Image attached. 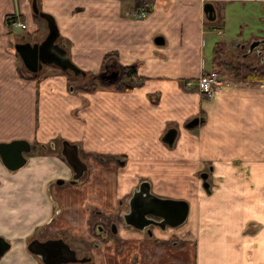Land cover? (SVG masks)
I'll list each match as a JSON object with an SVG mask.
<instances>
[{
  "label": "crops",
  "instance_id": "1",
  "mask_svg": "<svg viewBox=\"0 0 264 264\" xmlns=\"http://www.w3.org/2000/svg\"><path fill=\"white\" fill-rule=\"evenodd\" d=\"M36 1L41 11L54 17L59 41L71 43L69 55L77 66L95 75L113 70L120 76L118 81L122 79L120 83L124 81L131 87L98 91L91 95L90 105L81 106L80 100L68 92L63 76L53 75L39 82L21 79L13 43L21 35L37 30L43 22L34 20L32 0H0V142L50 141L43 125L37 129L27 120H33L37 111L40 124L44 122L49 110L47 94H52L47 87L50 78H54L53 86L62 89L58 95L62 101L89 116L85 136L83 119L72 118L67 110L64 117L76 127V134L64 139L81 144V150L85 149L84 143H90L88 151L104 156L125 154L126 161L116 159L119 166L126 165L120 181L123 192H131L141 182L136 179L133 166L143 169L138 175L154 172L166 176L168 172L170 179L175 180L170 183L172 186L177 185L175 177L180 175L198 172L199 176L205 170L209 173V193L203 189L202 180L198 186L190 176L192 195L171 197L189 203L186 221L174 232L157 230L143 244H130L129 240L113 262L110 249L96 248L94 264H264V83L222 85L219 80L210 95L183 87L185 81L215 69L211 53L220 41H229L240 52L229 50L222 61L236 64L235 58H248L257 61L253 66H264V59L255 50L248 52L252 40L264 38V0ZM206 2L214 7V20H208L204 13ZM144 3L149 5L147 15L134 18L132 12ZM16 15L25 22L26 29L10 27L7 19ZM17 28L21 30L19 34L14 32ZM216 35L223 36V40H216ZM106 54L111 56L104 61ZM126 66H136L138 79H123L121 72ZM109 84L116 86L112 81ZM193 118L202 121L187 128ZM171 128L177 132L170 146L162 138ZM32 155L33 151L25 165L14 171L0 161V208L9 198L17 201L15 211L0 216L5 226L0 235L11 242L0 264H42L26 248L35 228L50 221L56 230H64V222L67 226L81 224L82 195L78 199L72 196L73 200L70 196L82 192L87 180L79 185L60 186L65 196L54 189L66 204L62 211L71 219L67 220L61 213L56 214L45 187L52 178H70V166L61 158L50 161L37 156L36 161ZM98 160L105 161L103 156H98ZM114 169L110 163L99 172L108 176ZM91 176L98 181L95 189L99 194L114 197L105 189L107 180L104 182L97 174ZM35 185L41 192L37 194L38 207L33 201ZM150 186L153 194L168 196L155 181ZM104 201H99V205L104 206ZM69 207L79 216L67 213ZM6 227L18 232L9 233Z\"/></svg>",
  "mask_w": 264,
  "mask_h": 264
},
{
  "label": "rangeland",
  "instance_id": "2",
  "mask_svg": "<svg viewBox=\"0 0 264 264\" xmlns=\"http://www.w3.org/2000/svg\"><path fill=\"white\" fill-rule=\"evenodd\" d=\"M134 18H135V16H134ZM41 21L43 22V20H41ZM43 24H44V22H43ZM43 24L38 25V32L36 34L34 32L31 33V35L29 37H27L26 40H29V41L41 40L47 32L46 26H45V24L44 25ZM20 31L21 30L18 28L14 30V32H16L18 34L20 33ZM215 39L216 40H220V39L223 40V36L216 35ZM16 41H18V39ZM63 42L66 45V47L68 48V49L66 48V50L68 51V55H69V49H72L71 43H70V45H69V43L67 45L65 40H63ZM228 42L225 40L220 41L219 43H217L214 46L213 51L211 53V60H212L211 62H212V65L216 69V70L214 69V71H216L218 74V80H220V81L222 80V85L223 84L227 85L228 83H238V84L243 83V82L251 83L252 81H244V80H241L239 77L235 76V71L232 68V63H226L224 61H221L222 64L220 63V65H217L213 62V56H214L215 49H217L219 47H221L220 51H222L221 52V58L224 57L225 53L228 52L229 50H233L234 52H236L238 54L240 53L239 50H237L236 48H233L230 45V43H228ZM238 57H240V56H238ZM235 59H236V61H238V63L245 62V63L251 64V65L255 64L257 62L255 59H253V61H252L251 59H248V58H244L243 60H240V61L238 60V58H235ZM17 60H18V71H19V73H21L20 77L23 80L36 82L37 79L40 80L41 78H47L49 76L53 77V75L58 76V77L63 76L67 82L68 92L70 94L73 93L72 94L73 96H75V95L80 96L81 95V98H82V100H80L81 106L90 105L89 103L92 102L91 101V99H92L91 95H93V93L95 94L98 91L116 90L114 88L102 87L97 82V79L95 78V74H93V72H91V71H87V77H84V78H81L80 76L71 75L70 73H68L69 77L67 78V74L63 73L60 68L55 67V66H51V65H44L41 70H39L38 72L35 73L36 75H33L34 73L30 72L24 66L21 59L18 57V55H17ZM54 80H55L54 78L53 79L50 78V81H49L50 85L47 87L49 89V91L52 92V94H47V104L49 106V110L45 114L46 117L44 118V122L42 124H40V118L38 119V117H37V111L34 112L35 118L33 117V120H31V118L29 119V117H28V120L26 119L28 125H30V123L32 122L33 127H36L37 129H39V127H40L39 125H43L45 131L49 133V138H50L49 140H53L58 144V147L55 149H53V148L52 149H50V148H47V149L38 148L36 151H34L35 155H32V156L34 157L33 159H35L36 161L38 160L35 158L37 156H43V158H47L50 161L56 160L57 159L56 155L60 153L59 152L60 151L59 141L61 139L66 138V136H68V135L70 137L71 135L76 134V127L71 126L66 121L67 118L64 117V114H66L68 112L67 110H69V115L72 118L75 117V118H82L83 119L82 122H83V130H84L83 133L84 134H85V128H87V126L89 124L88 123V120H89L88 115H86L84 112H81V114H80V111H76V108L73 104L65 103L64 101H62L61 97L58 96L59 91L61 92L62 89L61 88H55L53 86L52 83ZM252 83L261 84V83H264V81L252 82ZM71 85L74 86V89L72 91H70ZM93 85H95L94 86L95 89L92 92L91 91L90 92L85 91L87 86L92 87ZM183 87L185 88L184 84H183ZM37 88H38V86H37ZM193 89L195 90V88H193ZM199 94L207 95V94H203V93H199ZM36 98H38V93H36ZM3 99H5V98H3ZM5 102L8 103V99ZM36 103H37V101H36ZM54 106H57L56 110H53ZM52 114H54V115H52ZM11 115H12L11 117H14V113H12ZM85 136H86V134H85ZM85 139H86V137L83 138L82 142ZM44 143H46V142H44ZM84 145H85V149L84 148L82 150L80 149L79 154L82 157V159H84L87 162L89 167H88V170L86 171L85 175L82 177V181H81V183H82L83 181L85 182L87 180L86 181L87 184L85 185L86 188L84 187L85 189L82 192H80V194L82 195V198H83V202L81 203V205H82L81 206L82 212H81V218H80L81 224H80V226H75L73 223L68 224V225H74L75 226L74 227V226H67V224L64 222L63 225H66L65 229H64L65 232H63L62 229L56 230L57 229L56 227L55 228L50 227L48 229L51 230L54 234L56 233V235H54V236H57L58 234L61 233L62 235L67 237L68 241L72 244V247L74 249L78 250L79 256L91 255L94 258L95 257V250H94L95 246L99 247V246H101L102 243H105L104 237H97V235L95 237V234H96V233H94V232H96L95 231V225L102 223L103 221H106V220L109 221L112 218L115 219L118 216L120 217L121 213L125 212L126 210H125L124 206L121 207L117 204V200L123 199L125 201V198H129V195L131 192H126V191L123 192V182H121V184H120V181L122 180L121 176L124 174V172H126V170H123L122 168H124V166H126V165L121 167L116 162L117 158L118 159H126V155H121V154L109 155V154H106L104 156V155H100V154H97V153L92 152V151H88L87 146L90 147V143H84ZM98 156H101V157L103 156L105 161L104 162L99 161ZM110 163H112L114 165V168L116 169L117 172L114 169V173L112 175L108 174V176H106V174H104L102 172H99V170L101 168L108 167ZM134 167L136 168L134 170V173L136 174V176H137L136 179H138V181H140L142 179H150L151 181H155V183H157L158 185L160 184L161 186H159V187H161L168 194L167 197H172L175 195L177 197H187L189 195H192L191 190H192L193 183H192V180L188 179V177H190V176H193L197 185L200 186L201 179L198 176V172H196L190 176H188L186 174L180 175L178 177V179H177V177H175L177 180V185L174 184V186H172L170 183H172V181L175 183V180L170 179L168 172H167L166 176L163 175V173H161V174L157 173L156 174L154 172H147L150 174L138 175V171L141 172V170H143V169H140L137 166H133V168ZM130 168H132V167H130ZM92 174L99 175L100 177H102L104 179L103 180L104 182H106V180H107V183H106L107 186L105 185L106 186L105 189L111 191L112 195L114 194L113 198H111V199L108 198L104 192H100L101 194H99L98 189H95V188H98V184H97L98 181L94 180L95 178L93 176H91ZM141 174H142V172H141ZM65 176L66 175L64 174V177ZM53 179L54 178H52L51 180H53ZM65 180H69V179L65 178ZM110 181H111V183H110ZM208 182H209V179H208ZM109 183L111 184V186L108 187ZM126 183L127 182L125 180L124 184L126 185ZM209 184H210V182H209ZM66 185H69V184L65 183V185H63V186H66ZM34 189H36V190H34L35 193H34V198H33L34 200L33 201L35 202L34 205L38 207L39 195H37V194H39L41 192L39 191V186L37 187L35 185ZM42 189H41V191H42ZM45 189H44L46 191L45 194H47L46 197L48 196L47 199L48 198L50 200L53 199L52 203H53V205H55L56 210L61 211L60 216L63 215L67 220H71V219L67 218L68 217L67 214H63L62 209L64 208L63 206H64L65 202L60 197L58 199L56 196L52 197V192H50V190H48L46 187H45ZM78 190L79 189H77V191ZM164 191H162V192H164ZM42 194H41V196L44 200V196ZM80 194L79 193L72 194L70 196L71 200H73L72 196H74V195H75L76 199H78L77 196H80ZM69 195L70 194L68 193L67 196H69ZM87 195L90 196V198ZM98 196L100 198H97ZM91 197H93V198L91 199ZM103 199H105V201H104L105 207L103 205L102 206L99 205V201L103 202ZM7 201L8 202L5 204V206L3 208H0V216L1 215L5 216L6 215V214H4L5 212L15 211L14 210V204L17 201L13 197L11 199L9 198ZM65 206H66V204H65ZM86 207L88 210L85 209ZM71 208L68 210L67 213L70 214L74 211L73 209L71 210ZM104 208H105V210H104ZM96 210H98V211L101 210V212L103 211L104 214L103 215L98 214V213H96ZM23 214L24 213L21 212V215H23ZM53 215H54V213H53ZM73 216H76V217L79 216L77 211H76V213L73 212ZM119 227L121 228L122 226L119 225ZM2 229L3 230L5 229L3 221L0 222V231H2ZM25 229H27V228H25ZM36 230H39V228H37ZM6 231H8L9 233H17L18 232V231L12 232L7 227H6ZM54 231H56V232H54ZM38 233L39 232L37 231L35 233V235H38ZM30 235H29V237H30ZM39 235H41V234L39 233ZM119 238L120 237L115 236L114 238H111V240L116 245H118V243L120 241ZM111 240H109V241H111ZM27 241H28V239H27ZM92 249L94 251H92ZM85 264H94V262L91 261V262L85 263Z\"/></svg>",
  "mask_w": 264,
  "mask_h": 264
},
{
  "label": "water",
  "instance_id": "3",
  "mask_svg": "<svg viewBox=\"0 0 264 264\" xmlns=\"http://www.w3.org/2000/svg\"><path fill=\"white\" fill-rule=\"evenodd\" d=\"M31 10L43 20L47 32L39 41H27L25 36H22L19 41L13 43L14 51L24 66L32 73L38 72L44 65H51L61 70L72 71L75 75H85V71L71 60L65 45L58 41L60 33L54 17L41 11L36 0H32ZM204 13L208 20L215 19L212 3L206 2L204 4ZM254 50L264 59V38L254 39L250 42L248 52ZM111 76L112 82L120 78L117 73H113ZM201 121V118H193L189 120L186 127L193 128ZM176 132L174 128L169 129L164 134L163 141L171 146L174 143ZM63 146L62 152L65 160L74 173L70 183H76L83 172L87 170V167L78 156L76 144L64 140ZM30 149L31 145L25 139L0 142V161L8 170H17L26 162L23 153L29 152ZM199 176L202 180L203 189L209 193V173L204 171ZM63 182L62 179L58 181L59 184ZM188 213L189 203L186 200L157 196L151 192L148 181H141L130 196L129 210L123 217L126 224L138 230H143L149 225L165 229L166 227L176 228L182 225L186 221ZM10 245V242L0 235V259L8 251ZM27 250L39 258L43 264H67L85 261L77 258L75 251L61 239L44 241L33 239L28 243Z\"/></svg>",
  "mask_w": 264,
  "mask_h": 264
},
{
  "label": "flooded vegetation",
  "instance_id": "4",
  "mask_svg": "<svg viewBox=\"0 0 264 264\" xmlns=\"http://www.w3.org/2000/svg\"><path fill=\"white\" fill-rule=\"evenodd\" d=\"M28 41V40H27ZM108 70V69H107ZM63 73H65V74H67V78L69 77V74L68 73H70L71 75H74V76H80L81 78H84V77H87V72L85 71V75H81V74H79V75H75V74H73V72L72 71H69V70H61ZM67 72V73H66ZM113 73H115V71H113V70H108L107 72H105V71H103V72H101V73H97L96 75H95V78L97 79V81H98V83L99 84H103V85H105V86H107L106 88H113V87H115V86H112V84H109V82H111L112 80H113V78H112V76L111 75H113ZM122 75L124 76V74H125V70H124V68L122 69ZM118 74V73H117ZM119 75V74H118ZM118 81V80H117ZM114 82V83H116V85H118L119 83H120V81H122V79L121 80H119L118 82ZM110 86V87H109ZM112 86V87H111ZM74 89V86L73 85H71L70 86V90L72 91ZM84 89V88H83ZM85 91H93V90H91V87H89V86H87L86 87V89H85ZM106 91H110V90H106ZM83 92V91H82ZM73 94V93H72ZM94 94V93H93ZM76 96V95H75ZM79 100H82V98H81V95L80 96H76ZM83 97V96H82ZM81 102V101H80ZM65 139H61L60 141H59V147H60V153L59 154H57L56 155V157L57 158H61V159H63V160H65V157H64V155H63V152H62V150H63V141H64ZM30 145H31V149H30V151L29 152H24L23 153V156L26 158V162H27V160L29 159V155L32 153V151L34 152V151H36L38 148H43V149H47V148H50V149H55V148H57L58 147V144L55 142V141H53V140H50V141H47L46 143H30ZM77 145V148H78V156H79V158L81 159V161H83L84 163H85V165H86V167H87V170H88V164H87V162L84 160V159H82V157L80 156V154H79V152H80V144L78 145V144H76ZM121 155H125V154H121ZM118 159V158H117ZM120 160H125V159H118L117 161L118 162H120ZM66 161V160H65ZM126 161V160H125ZM25 162V163H26ZM25 163H24V165H25ZM67 163V162H66ZM22 167V166H21ZM20 167V168H21ZM19 168V169H20ZM86 170V171H87ZM71 171H72V169H71ZM86 171L85 172H83V175L78 179V181L76 182V183H70V180H73L72 179V177H73V172H72V176L70 177V178H68L69 180H65V179H63V178H54L53 180H49V182L46 184V188L48 189V190H50V192H52V197L54 196H56L57 197V199L59 198V196H57L56 195V193H54V189L56 188V190H57V193H58V195L60 194H63L64 193V191L65 190H60L59 189V187L60 186H63L65 183H68L69 185H74V184H79V183H81V181H82V177L85 175V173H86ZM60 179H62V180H64V182L63 183H61V184H59L58 183V181L60 180ZM150 180V179H149ZM149 180H147V179H142L141 181H148L150 184H151V181H149ZM84 182V181H83ZM140 183V182H139ZM139 185V184H138ZM137 188V187H136ZM135 188V189H136ZM150 189H151V186H150ZM133 191H134V189L131 191V193H130V195H129V198H130V196L132 195V193H133ZM79 194H80V192H78ZM65 194L66 193H64L63 195L65 196ZM129 198H125V201L123 200V199H119V200H117V204L119 205V206H124L125 207V212H122L121 213V216L119 217H116L115 219H110L109 221H103L102 223H99V224H96L95 225V231L96 232H94V233H96L95 234V237H96V235H97V237H104L105 238V243H102L101 244V246H99V247H96L95 246V249L96 248H99V250H106V249H110L111 251H112V253L110 254V256L113 254V257H111V259H112V262H113V260H116V259H119V256H120V253H122L123 252V250H124V247H125V244H127L128 243V241L130 240V244H134V245H137L138 244V242H141V244H143L144 242H145V238H148V236H153V233H155L157 230H161V231H165V232H169V233H172V232H174L175 231V229L177 228H171V227H166L165 229H161V228H159L158 226H154V225H149L148 227H145L143 230H138V229H135V228H133L132 226H130V225H128V224H126L125 223V220H124V214L125 213H127L128 212V210H129ZM169 198H171V197H169ZM85 207V206H84ZM88 207V206H87ZM87 207L85 208V209H87ZM104 207H105V205H104ZM88 210V209H87ZM104 210H105V208H104ZM56 211H58V212H56V214H60V210H56ZM81 211V210H80ZM96 213H98V214H104L103 213V211L101 212V210L100 211H98V210H96ZM79 214H81V212H79ZM111 218V217H110ZM156 220H158V219H156ZM119 225H121L122 227L120 228L119 227ZM51 227V221L49 222V223H47V224H43V225H40V226H37L36 228H35V230L32 232V234L30 235V237H28V241H27V243H26V248H27V245H28V243L31 241V240H33V239H39V240H42V241H44V240H47V239H61L64 243H66L67 245H69L70 246V248L71 249H73L74 251H75V253H76V256H77V258H81V259H84L85 261L84 262H76V263H67V264H85V263H89V262H91L92 260H93V257L91 256V255H81V256H79L78 255V250H76V249H74L73 247H72V244L68 241V239H67V237H65L64 235H62L61 233L60 234H58L57 236H54V235H56V233L54 234L51 230H49L48 228H50ZM37 228H39V230H36ZM79 228V227H78ZM80 229V228H79ZM39 232L41 235H39V233H38V235H35V233L36 232ZM63 232H65V230H62ZM77 231V230H76ZM54 232H56V231H54ZM78 232V231H77ZM139 235V237H137L136 239L134 238V236H138ZM115 236H117V237H120L119 239H120V241H119V243H118V245H116L112 240H111V238H114ZM8 240V239H7ZM109 240H111V241H109ZM10 242V241H9ZM10 244H11V242H10ZM129 244V243H128ZM118 246V247H117ZM94 249V248H93ZM92 249V251H94ZM119 254V256L117 257V258H115L117 255ZM39 259V258H38ZM40 262H41V260H40ZM42 263V262H41ZM43 264V263H42Z\"/></svg>",
  "mask_w": 264,
  "mask_h": 264
},
{
  "label": "trees",
  "instance_id": "5",
  "mask_svg": "<svg viewBox=\"0 0 264 264\" xmlns=\"http://www.w3.org/2000/svg\"><path fill=\"white\" fill-rule=\"evenodd\" d=\"M14 16H9L7 19V22L10 18H13ZM34 20H36L37 22H40L42 19L38 16L34 14ZM38 32V29L34 31V33L36 34ZM221 47L215 49L214 52V56H213V62L217 65H220V63L222 64V60H221ZM111 56V54H106L104 56V61H106L109 57ZM136 66H126L124 67L125 70V74L123 76V79H138L137 77V73H136ZM232 68L235 71V76L239 77L241 80L244 81H252V82H262L264 81V66H253L251 64L245 63V62H240V63H236V64H232ZM39 81V79H37ZM36 80V82H38ZM98 82V81H97ZM102 87H107L103 84H100ZM95 85H93L91 87V90H94ZM110 87V86H109ZM112 87V86H111ZM117 89L119 90H128L130 89L128 84L121 82L118 85L115 86Z\"/></svg>",
  "mask_w": 264,
  "mask_h": 264
},
{
  "label": "built area",
  "instance_id": "6",
  "mask_svg": "<svg viewBox=\"0 0 264 264\" xmlns=\"http://www.w3.org/2000/svg\"><path fill=\"white\" fill-rule=\"evenodd\" d=\"M149 11V5L144 3L139 8L134 10L132 13L136 17H144L147 15ZM10 27H19L21 29H25V23L19 18H10L8 20ZM220 81L218 80V76L216 72H203L201 73L196 80H188L185 82L187 87H193L199 93L209 95L214 91L216 85H218Z\"/></svg>",
  "mask_w": 264,
  "mask_h": 264
},
{
  "label": "bare ground",
  "instance_id": "7",
  "mask_svg": "<svg viewBox=\"0 0 264 264\" xmlns=\"http://www.w3.org/2000/svg\"><path fill=\"white\" fill-rule=\"evenodd\" d=\"M209 72H216V71L211 70V71H209ZM216 74H217V72H216ZM217 76H218V74H217ZM196 79H197V78H196ZM196 79H191V80H196ZM187 81H188V80H187ZM185 82H186V81H185ZM185 82H184V85L186 86Z\"/></svg>",
  "mask_w": 264,
  "mask_h": 264
}]
</instances>
